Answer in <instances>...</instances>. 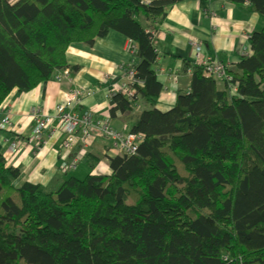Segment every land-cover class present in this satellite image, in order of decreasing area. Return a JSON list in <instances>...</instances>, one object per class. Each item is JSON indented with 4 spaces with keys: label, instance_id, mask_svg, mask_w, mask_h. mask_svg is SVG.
<instances>
[{
    "label": "trees",
    "instance_id": "1",
    "mask_svg": "<svg viewBox=\"0 0 264 264\" xmlns=\"http://www.w3.org/2000/svg\"><path fill=\"white\" fill-rule=\"evenodd\" d=\"M182 1L0 0V105L76 71L68 49L110 32L136 47L121 69L142 82L133 100L111 96L110 117L147 105L119 130L142 135L137 151L104 156L108 173L86 155L82 179L46 188L0 146V264H264V29L227 65L235 95L193 61L189 87L159 110L154 35ZM230 1L264 19V0Z\"/></svg>",
    "mask_w": 264,
    "mask_h": 264
},
{
    "label": "crops",
    "instance_id": "2",
    "mask_svg": "<svg viewBox=\"0 0 264 264\" xmlns=\"http://www.w3.org/2000/svg\"><path fill=\"white\" fill-rule=\"evenodd\" d=\"M242 7L230 0H185L167 9L166 17L154 35L159 53L157 79L163 85L160 103L156 106L159 110H169L175 92L186 91L189 87L187 75L194 61L192 42H202V58L218 60L231 68L240 58L251 55L248 38L253 32L264 29V19ZM126 41L122 35L110 32L90 46L77 44L70 47L66 62L70 68L76 66V71L71 69L67 76L42 83L27 93H17L14 89L0 105V122L9 119L11 124L8 129H0L1 150L4 152L10 145L21 142L20 150L5 160L8 167L22 171V181L50 188L59 186L64 175L82 179L89 172L86 158L74 171L63 174L58 170L62 150L56 134L47 133L39 148L29 146L27 138L33 127L34 110L54 114L56 106L62 104L71 91L90 90L91 95L82 100L76 112H89L94 118H108L115 129L127 130V120L130 117L134 120L141 110L147 108L146 104L138 102L133 115L117 113L114 118L110 117L108 94L113 84L121 80V65L130 59L125 50ZM108 148L109 142L104 138L98 139L91 148L88 155L100 158L92 173H108L105 159Z\"/></svg>",
    "mask_w": 264,
    "mask_h": 264
},
{
    "label": "built area",
    "instance_id": "3",
    "mask_svg": "<svg viewBox=\"0 0 264 264\" xmlns=\"http://www.w3.org/2000/svg\"><path fill=\"white\" fill-rule=\"evenodd\" d=\"M191 48L194 61L199 63L202 60L200 64L204 68L205 76L214 77L224 82L226 86H229L231 94L235 95L236 88L232 85L230 76L226 75L227 64L215 59L202 58V42H192ZM125 50L129 53L130 58L136 53V47L129 40L126 41ZM67 73L65 72L64 76H67ZM122 74L121 80L113 84L111 94H108L109 99L113 94H120L129 100H133L136 95V85L141 86L142 82L136 81L133 70L128 71L126 74L122 71ZM91 93V91L74 89L67 94L62 104L56 106L54 114L47 115L37 110L32 112L33 127L27 143L31 146L40 147L44 144L47 133L56 134L60 140L62 150L58 170L63 174L74 171L88 154L87 151L96 138V133H93L94 129L102 131L111 141L105 156L133 155L143 139L142 135L110 129L107 125L108 118H94L88 112L77 113L74 107L80 105L83 97L85 95L89 96ZM10 125L9 119H5L0 124V129H8ZM20 145L21 142L10 145L3 152V156L7 157L15 154L20 150Z\"/></svg>",
    "mask_w": 264,
    "mask_h": 264
},
{
    "label": "rangeland",
    "instance_id": "4",
    "mask_svg": "<svg viewBox=\"0 0 264 264\" xmlns=\"http://www.w3.org/2000/svg\"><path fill=\"white\" fill-rule=\"evenodd\" d=\"M122 76H123V75H122ZM86 91H90V90H86ZM109 94H111V93L109 92ZM86 97H87V96L85 95V96L83 97V99L86 98ZM65 98H66V97H65ZM83 99H82V100H83ZM80 103H81V102H80ZM4 120H5V119H4ZM4 120H3L2 122H0V124L3 123ZM109 121H110V120H109ZM109 121H108V124H107V125L110 127V129H112V130H114V131H119V130L115 129V128L113 127L111 121H110V122H109ZM127 121L130 122V118H129ZM94 132L96 133V138H95V140H94V142H93L91 148L94 147L96 141H97L98 139H100V138H104V139L108 140V142H111V141L108 139V136H106L102 131H99V130H95V129H94V130H93V133H94ZM28 137H29V136H28ZM27 140H28V138H27ZM42 145H43V144H42ZM42 145H41V146H42ZM29 146H30V147H33V148H39V147L31 146V145H29ZM41 146H40V147H41ZM91 148L88 149V151H87L88 153L90 152ZM87 155H88V154H87ZM85 157H86V156H85ZM85 157L82 159V161L85 159ZM82 161H81V162H82ZM81 162H80V163H81ZM80 163H79V165H80ZM79 165H78V166H79ZM78 166H77V167H78ZM82 166H84V165H82ZM76 169H77V168H76ZM49 190H50V189H49ZM51 190H52V189H51Z\"/></svg>",
    "mask_w": 264,
    "mask_h": 264
}]
</instances>
